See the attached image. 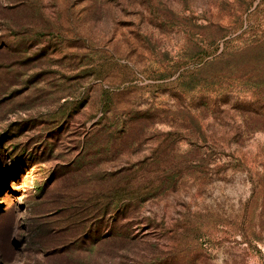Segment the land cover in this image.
I'll return each instance as SVG.
<instances>
[{
	"label": "rangeland",
	"instance_id": "1",
	"mask_svg": "<svg viewBox=\"0 0 264 264\" xmlns=\"http://www.w3.org/2000/svg\"><path fill=\"white\" fill-rule=\"evenodd\" d=\"M0 264H264V0H0Z\"/></svg>",
	"mask_w": 264,
	"mask_h": 264
}]
</instances>
